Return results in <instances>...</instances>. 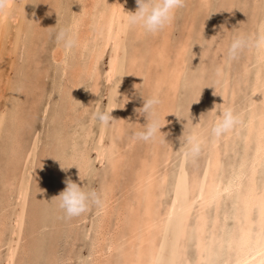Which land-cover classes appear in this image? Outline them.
Masks as SVG:
<instances>
[{
  "label": "rangeland",
  "instance_id": "obj_1",
  "mask_svg": "<svg viewBox=\"0 0 264 264\" xmlns=\"http://www.w3.org/2000/svg\"><path fill=\"white\" fill-rule=\"evenodd\" d=\"M66 1L40 0L30 5L24 4L25 0H14V8L7 20L0 67H8L14 62L15 70L10 73L0 99V264H67V261L72 264H151L150 260L153 259L156 260L152 264H231L246 250L244 239L249 238V247L262 244L264 151L258 155L260 159L256 157V161L253 157L257 135L249 137L252 131L258 133L256 130L263 118V96L260 91L264 94V87L255 80L262 65L253 62L255 58L251 51L245 52L237 61L226 63L223 49L237 29L255 33L258 24L264 20V5L259 0H188L185 8L177 12L171 26L165 28L169 36L167 44L172 52L170 62H174L176 48L182 43L187 44L182 51L180 79L169 90L165 84L160 87L153 84V79L162 70L156 66L150 73L147 72L148 60H145L148 59L149 43L160 41L165 29L156 36L145 35L141 30L128 26L119 42L112 80H107L106 72L114 54L115 41L108 45L97 62L98 82L87 77L75 84L70 69L76 66L74 63L77 64V60L82 68L85 67V59H88L92 46L96 42L99 45L101 40L95 42L90 37V43L84 47L86 50H77L78 56L72 54L67 60L71 65L64 73L62 64L53 62L51 54L56 44L49 33L54 26L67 24L66 15L61 9ZM39 18L44 25L36 36L30 25ZM23 26L29 27L28 36L21 33ZM139 31L141 36L137 34ZM219 33H223V36L213 45V36ZM132 53L137 56L136 66L129 61ZM73 89L78 91L74 92ZM139 94L142 97L158 95V114L161 122L165 123L161 131L165 133L166 142L157 140L145 143L133 139L131 130L145 122L144 116L136 112L143 105V98ZM225 105L233 107L240 114L241 123L219 139L206 138L200 156L195 160L185 159L179 138L182 139L181 135L191 126L189 112L194 124L199 122L200 116L206 124L208 111L214 106L222 108ZM97 107L115 108L111 112L115 120L107 126L93 122L91 113ZM255 107L260 114L254 113ZM252 115H255V120ZM211 145L214 146L211 148ZM116 150L122 155H117ZM214 152L218 154V159L213 156L216 155ZM250 156L251 159H247ZM150 159L156 165L148 161ZM244 160L250 163L246 164ZM141 161L144 165H141ZM210 161L212 165L215 163V172L209 165ZM150 162L158 165L155 168L159 170L154 168L156 174L151 173L152 179L138 185V175H146V171L150 173ZM145 165L149 168L146 169ZM66 166H69L67 170L62 169ZM79 174L88 176V183L104 193L105 203L102 208H93L81 216L67 218L53 197L64 189L67 177L78 184L83 183ZM206 174L217 183L213 184L214 179L207 178ZM246 174H249L248 178ZM249 178L253 180L251 185ZM209 179L212 184L206 182ZM245 179L251 189H247ZM230 184L234 189L230 188ZM245 185L247 188L243 187ZM140 186L147 192H143ZM209 186L212 188L208 189L209 197L205 201L195 198L196 204L193 202L195 205L192 204L187 212L183 208L186 200L193 192L198 189L205 191ZM148 187L153 204L150 217L147 215L149 219L144 210ZM192 187H196V190L193 191ZM256 189L263 193L255 192ZM250 190L258 203L254 201L256 205L251 202L245 207L243 205H247V202L244 201L251 196ZM134 202L135 207L132 205ZM170 207L172 212L168 214ZM243 207H250L249 212ZM116 217L120 220L123 218V221L116 220ZM127 231L129 234H126ZM153 239H158L157 244L151 245V241L155 242ZM143 240L141 246L140 241ZM151 251L157 252L155 258L156 252H153V256ZM10 252L13 253L12 261L8 258ZM260 256L256 262L252 258L251 264H264V250Z\"/></svg>",
  "mask_w": 264,
  "mask_h": 264
},
{
  "label": "bare ground",
  "instance_id": "obj_2",
  "mask_svg": "<svg viewBox=\"0 0 264 264\" xmlns=\"http://www.w3.org/2000/svg\"><path fill=\"white\" fill-rule=\"evenodd\" d=\"M210 1V0H209ZM63 2V1H62ZM56 3V2H55ZM65 3V2H64ZM30 4V3H29ZM41 4H42V1H41ZM31 5V4H30ZM29 6V5H28ZM59 5H57V7H58ZM62 6V5H61ZM56 7V6H55ZM121 7L125 10V11H129V12H132V11H134L135 9H136V3H135V0H67L66 1V3L64 4V6H63V8L61 7V9H62V11L64 12V14L66 15V22H67V24L68 23H72L73 21H80V25H79V35H80V40H81V47L79 48L80 49V51H81V48H84V47H86L90 42H88L89 41V38L90 37H92L93 39H94V41L96 42V40H98V39H100L101 40V43L98 45V43L99 42H96L95 43V45H93L92 46V44L90 45V46H92V48H91V50H90V52H89V57H88V59H85V60H87V65L85 66V67H81L80 66V63H79V61L77 60V64H75L74 63V65H76L75 67L74 66H72L73 68H71L70 70H71V73H72V79L75 81V84L77 83V81H82V79H87V77L88 78H93L94 79V82L96 83V82H98L97 81V79H98V72L96 71V65L98 64L97 62H98V60H99V58L103 55V53L104 52H106L105 50H107L106 48L108 47V45L110 44V43H112V42H114V54H113V56H112V59H111V63H110V66H109V68H108V70H107V80L108 81H111L112 80V78H113V75H114V72H115V67H116V62H115V58H116V53H117V51H118V49H119V42L121 41V39L123 38V36H124V34H125V30H126V27L128 26L127 25V22H126V18H125V13L124 12H122L121 11ZM28 9V8H27ZM56 10V9H55ZM57 14L58 12H54V14ZM61 13V12H60ZM29 15V14H28ZM9 16H10V14L6 17V18H3V19H0V61L2 60V46H3V39H4V35H5V33H6V31H7V20H8V18H9ZM51 16V15H50ZM54 15H53V13H52V17H53ZM60 16V15H59ZM63 16V15H62ZM61 17V16H60ZM49 19V18H48ZM65 19V18H64ZM50 20V19H49ZM48 20V21H49ZM263 20V19H262ZM63 21V20H62ZM33 24H32V26L30 25V28H31V30H32V33L34 34V35H36L37 36V34L40 32V30H41V27L44 25V22H42V20H41V18H39V19H34L33 21ZM65 22V23H66ZM25 23V22H24ZM49 23V22H48ZM260 24V23H259ZM29 25V24H28ZM49 25V24H48ZM171 26V25H170ZM22 27V26H21ZM48 27V26H47ZM29 29V27L28 26H23V28H22V30H21V33L23 34V36H28L29 34H28V32H27V30ZM132 29V28H131ZM130 30V29H129ZM167 30H169V29H167ZM170 31H171V28H170ZM169 31V32H170ZM141 31H139L137 34H138V36H141V35H139V34H142V33H140ZM167 31H166V29H165V33H162V36L160 37L161 38V40L159 41V40H155V41H152V42H150L149 44L150 45H148V47L147 48H149L148 49V59L146 58L145 60L147 61L148 60V65H147V68H148V70H147V72L149 71V73H150V71L151 70H153V68L154 67H156V66H160V69L162 70V73H161V71H160V73H158V75L153 79V84H155L156 85V87H160V86H162L163 84H165L166 85V87H168V89L170 90V89H173V87H175L176 86V84L178 83V81H179V79H180V76H181V72H182V63H183V55H184V52L182 53V51L186 48V43H182L180 46H178L177 48H176V50H175V58H174V62H170L171 60H172V55H171V50H170V47L168 46V44L167 43H169V42H167L168 41V37H167V33H166ZM168 32V33H169ZM27 33V34H26ZM170 34V33H169ZM168 34V35H169ZM156 36H157V34H156ZM156 36H154V39H157L156 38ZM131 37V36H130ZM133 37V36H132ZM135 37V36H134ZM137 38V37H136ZM132 39V38H131ZM88 43V44H87ZM97 44V45H96ZM21 45H25V43L24 42H22L21 43ZM79 49H77V50H79ZM85 49V48H84ZM77 50H75L74 51V53L73 54H76L77 53ZM83 50V49H82ZM86 50V49H85ZM85 50H84V52H85ZM136 51V49H134V52ZM138 51V50H137ZM81 52H83V51H81ZM145 52V51H144ZM7 54H10V53H8L7 52ZM85 54H86V52H85ZM144 54V53H143ZM252 54H254L253 52H252ZM52 60H53V62L54 63H56L57 65H58V63H61L62 64V71H63V73L65 72V70H66V68H68V66H69V64L71 65V63H68V61L65 63V61H64V53H63V50L62 49H60V48H58V46L57 45H55L54 46V48H53V50H52ZM77 56H78V54H76ZM87 55V54H86ZM138 55V54H137ZM140 55H142L141 54V52H140ZM140 55H139V58H140ZM88 56V55H87ZM86 56V57H87ZM81 57V56H80ZM252 57H253V55H252ZM71 58V57H70ZM73 59H74V55H73V57H72ZM75 58H76V56H75ZM130 63H131V65H134L135 64V66H136V61H138L137 60V56L135 55V53H132L131 55H130ZM145 58V57H144ZM177 58V59H176ZM254 58H255V61H253V62H257V60H256V56H255V54H254ZM78 59V58H77ZM101 59V58H100ZM70 60V59H69ZM141 60V59H140ZM128 61V62H129ZM13 62V61H12ZM80 62H83V61H80ZM139 62H141V61H139ZM73 63V62H72ZM171 63V64H170ZM258 63V62H257ZM141 63H139V65H140ZM130 65V66H131ZM143 65V64H142ZM245 65H247V64H245ZM259 65V64H258ZM262 65V64H261ZM14 66H15V64H14V62L13 63H11L8 67H0V99L3 97V95H4V92H5V89H6V85L8 84L7 83V81H8V78H9V75H10V73H13V71L15 70L14 69ZM129 66V65H128ZM145 66V65H144ZM245 67H247V66H245ZM244 67V68H245ZM258 67H261L260 65L258 66ZM133 68V67H132ZM135 68V67H134ZM140 68V67H139ZM14 69V70H13ZM61 69V68H60ZM13 70V71H12ZM59 70V69H58ZM133 70V69H132ZM69 70H67V72H68ZM85 72V73H84ZM263 72V73H262ZM69 73H70V71H69ZM68 73V74H69ZM84 73V74H83ZM164 76H163V75ZM257 75H256V82L257 83H259L260 85H261V87H262V85H263V87H264V65H262V67L259 69L258 68V71H257V73H256ZM70 76V75H69ZM163 76V77H162ZM65 79H66V77H64ZM100 79V78H99ZM58 80V79H57ZM64 80V79H63ZM59 81V80H58ZM65 81V80H64ZM61 82H62V80H61ZM68 82V81H67ZM152 82V81H151ZM57 83V82H56ZM73 83V82H72ZM63 84V83H62ZM151 84V83H150ZM153 84H151V85H153ZM68 85V84H67ZM59 86V85H58ZM66 86V84L65 85H63V87H65ZM71 86V85H70ZM98 86V85H97ZM254 86V85H253ZM56 87V86H55ZM72 87V86H71ZM70 87V88H71ZM94 87V86H93ZM151 87V86H150ZM61 88V87H60ZM74 88V87H73ZM77 88V87H76ZM91 88V87H90ZM95 88H97V87H95ZM62 89H64V88H62ZM68 89V88H67ZM94 89V88H93ZM226 89V88H225ZM72 89H70V91H71ZM75 90H77V89H73V91L74 92H76ZM255 90V89H254ZM257 90V89H256ZM255 90V91H256ZM259 90V89H258ZM61 91V90H60ZM64 91H65V89H64ZM63 90H62V92H64ZM69 91V92H70ZM72 91V92H73ZM78 91V90H77ZM93 91V90H92ZM91 91V92H92ZM95 91V90H94ZM93 91V92H94ZM225 91V90H224ZM260 91V90H259ZM258 92V91H257ZM261 92V96H263V101H262V103H263V108L262 107H260V108H262L263 110H262V112L261 113H263V118L261 119V121H260V123H259V126L257 127V126H252L253 128H255V127H257V134H256V132H251V134L249 135V137H251V136H256L257 135V144L255 145L256 146V149H255V147H254V149H255V157H253V158H255V160H256V157L262 152V151H264V94L262 93L263 91H260ZM95 93V92H94ZM94 93H93V95H94ZM72 94V93H71ZM263 94V95H262ZM70 96V95H69ZM68 95H67V97H69ZM72 96V95H71ZM168 96V95H167ZM20 97V96H19ZM21 98V97H20ZM64 98V97H63ZM71 98V97H70ZM19 100V99H18ZM253 100H255V99H253ZM17 101V100H16ZM256 101L258 102V100L256 99ZM63 102V101H62ZM17 104V103H16ZM20 105V104H19ZM87 105V104H86ZM254 105V104H253ZM18 106V105H17ZM69 106V105H68ZM168 106H170V105H168ZM252 106V105H251ZM167 107V106H166ZM256 107H257V105H256ZM255 107V108H256ZM164 108V107H163ZM255 108H254V113L255 112H257V113H255L256 115L257 114H260V113H258V108H256L257 109V111H255ZM74 109V108H73ZM253 109V108H252ZM161 113V112H160ZM251 113H252V110H251ZM161 115H163V114H161ZM253 116V119H254V117H255V115H252ZM248 118H249V116H248ZM3 119H4V117H3ZM247 120H249V119H247ZM255 120V119H254ZM254 122V121H253ZM120 123V122H119ZM250 124H251V121L249 122ZM249 123H247V124H249ZM122 124V123H121ZM254 125H257L256 123H254ZM249 126V125H248ZM118 128V127H117ZM249 130V129H248ZM247 130V131H248ZM250 130H251V128H250ZM118 132V131H117ZM101 133V132H100ZM252 133H254V135L252 134ZM90 134V133H89ZM89 134H87V135H89ZM68 136V135H67ZM246 136H248V134L246 135ZM101 138H103V137H101ZM247 138V137H246ZM252 138V137H251ZM256 138V137H255ZM250 139V138H249ZM249 139H247V141L249 140ZM100 140V139H99ZM253 141H255V140H253ZM214 142H215V140H214ZM213 142V143H214ZM112 143V142H111ZM110 143V144H111ZM115 143V142H114ZM113 144H111V146H112ZM115 145V144H114ZM214 146V145H213ZM212 145H211V148L213 147ZM217 146V145H216ZM253 146H254V144H253ZM114 147V146H113ZM210 148V149H211ZM109 149V148H108ZM107 149V150H108ZM111 149V148H110ZM113 149V148H112ZM213 151H215L214 149H212ZM113 151V150H112ZM112 151H110V152H112ZM117 151V150H116ZM253 151V150H252ZM120 152V151H119ZM210 152H212L211 150H210ZM115 153H117V155L118 154H121V153H118V151L117 152H115ZM115 153H113L114 154V156L116 155ZM155 153V152H154ZM213 153V152H212ZM78 154V153H77ZM108 154L110 155V153L108 152ZM214 154H216L215 152H214ZM262 154H264V153H262ZM262 154H260V155H262ZM117 155L115 156V157H117ZM122 155V154H121ZM217 155L218 154H216V155H213V156H215V157H217ZM253 155V154H252ZM102 156V155H101ZM154 156H156V155H154ZM219 157V156H218ZM218 157L217 158H215V159H218ZM262 157V156H261ZM86 158H87V156H86ZM156 158V157H155ZM154 158V159H155ZM253 158H252V160H253ZM257 158H259V156L257 157ZM263 158V157H262ZM153 159V158H152ZM247 159H251V156L249 157V158H247ZM260 159V158H259ZM258 159V160H259ZM120 160V159H119ZM252 160H251V162H252ZM144 162L146 161L147 162V160L146 159H144L143 160ZM148 161H151V159L150 160H148ZM156 161V160H155ZM254 161V160H253ZM257 161V160H256ZM80 162H81V160H80ZM83 162V161H82ZM81 162V163H82ZM117 162V161H116ZM120 162V161H119ZM142 162V161H141ZM144 162H142V164L141 165H144ZM152 162V161H151ZM150 162V163H151ZM154 162V161H153ZM152 162V163H153ZM158 162V161H157ZM218 162V161H217ZM244 162H245V160H244ZM248 162V161H247ZM259 162V161H258ZM86 163V162H85ZM148 163V162H147ZM149 163V164H150ZM151 163V164H152ZM159 163V162H158ZM246 163V162H245ZM250 162H248V163H246V164H249ZM256 163V162H255ZM146 164V163H145ZM153 164H155L156 165V162H154ZM152 164V167H151V165H150V167H151V171H150V173L149 174H147L148 172L146 171V175L144 174V173H141V174H139L138 175V177H137V184L138 185H140V184H142L144 181H146V180H149V179H152L151 177H152V174L155 172L154 170H156V168H157V166H155V165H153ZM215 163H213V165H214ZM244 164V163H243ZM84 165V164H83ZM209 165H212V162L210 161V164ZM212 165V166H213ZM118 166H119V163H118ZM145 166H147V168L146 169H148L149 168V166L148 165H145ZM144 166V167H145ZM211 166V168L213 169V171L215 172V167L213 168ZM242 166V165H241ZM257 166H258V163H257ZM156 167V168H155ZM254 167V166H253ZM253 167H252V169H253ZM155 168V169H154ZM218 168V167H217ZM248 168H249V166H248ZM41 169V168H40ZM39 169V170H40ZM154 169V170H153ZM209 169H210V167H209ZM246 169V168H245ZM250 169V168H249ZM159 170V169H158ZM158 170H156V171H158ZM211 170V169H210ZM254 170H256V169H254ZM206 171H208V168H207V170ZM213 171H211L212 172V175H213ZM251 171V170H250ZM249 171V172H250ZM153 172V173H152ZM211 172L209 173V172H207V174L209 173V175L211 174ZM246 172V171H245ZM248 172V171H247ZM116 173V172H115ZM137 173V172H136ZM152 173V174H151ZM154 174H156V173H154ZM207 174H206V177H207ZM239 173H237V175H238ZM243 174V173H242ZM236 175V176H237ZM247 175V178H248V175L249 174H246ZM42 176V175H41ZM163 176V175H162ZM162 176H160V177H162ZM210 176H208L207 178H209ZM214 177V176H213ZM246 177V176H245ZM252 177V176H251ZM254 177H255V175H254ZM157 178L159 179V176L157 175ZM156 178V179H157ZM210 178H212V176L210 177ZM216 178V177H215ZM234 177H232V179H233ZM243 178V177H242ZM164 179V177L162 178V180ZM212 179H214V178H212ZM216 179H218V178H216ZM231 179V178H230ZM253 179V178H252ZM155 180V179H154ZM161 180V179H160ZM202 180H204V179H202ZM240 180H242L241 178H240ZM248 180V179H247ZM249 180L250 181H248V183L251 185L252 183H250V182H252L251 181V179L249 178ZM156 181V180H155ZM208 181V183H213V182H211L210 181V179L209 180H206V182ZM214 182H215V179L213 180ZM236 181V180H235ZM133 182H134V180H133ZM157 182V181H156ZM232 182V181H231ZM242 182V181H241ZM240 182V183H241ZM244 182H246V179L244 180ZM198 183H199V180H198ZM208 183H204L203 182V184H207V186H208ZM217 182H215V183H213V184H216ZM228 183V182H227ZM134 184V183H133ZM232 184V183H231ZM231 184H230V186H231ZM246 184H247V182H246ZM11 185V184H10ZM147 185V184H146ZM199 185V184H198ZM197 185V186H198ZM202 185V184H201ZM217 185H219V183L217 184ZM224 185V184H223ZM248 185V184H247ZM247 185H245V186H243L244 188L246 187L247 188ZM250 185H248V188L247 189H251V186ZM257 185V184H256ZM220 186V185H219ZM233 186V185H232ZM230 187L231 189L233 188V187ZM241 186V185H240ZM240 186H239V188L238 189H240ZM254 188H256L255 186H254V184L252 185ZM156 187V186H155ZM213 187V186H212ZM221 187V186H220ZM220 187H219V189H220ZM228 187V186H227ZM242 187V186H241ZM140 188H144V187H141L140 186ZM192 188H194V187H192ZM196 188V187H195ZM194 188V190L193 191H195L196 189ZM198 188V187H197ZM203 188V187H202ZM211 187L209 186L205 191H202V190H204V189H198V191H195V193L193 192L192 193V195H191V197L190 198H188V200H186V202L187 203H185L184 205H183V208L187 211V212H189L190 210H191V208H192V204H194L195 203V198H200V199H204V201L206 200V198L207 197H209L208 195H207V193H209L210 191L208 190V189H210ZM217 188V187H216ZM243 188V189H244ZM8 189V188H7ZM12 189V188H11ZM145 189V188H144ZM144 189H143V192H147V190H145L144 191ZM212 189V188H211ZM213 189H215V187H213ZM222 189H223V187H222ZM234 189V188H233ZM253 189V188H252ZM148 190H149V192L147 193V195H148V197L146 196V198L144 199L145 201H146V203L144 204V210H145V213H146V217L148 218V216L147 215H149V217H150V214H151V211H152V200H151V194H150V189H149V187H148ZM155 190V189H154ZM218 190V189H217ZM217 190H214V193L215 192H217ZM241 190V189H240ZM253 190H255V189H253ZM262 190V189H261ZM14 191V190H13ZM153 191V190H152ZM151 191V192H152ZM162 191V190H161ZM160 191V192H161ZM219 191V190H218ZM220 191H222V190H220ZM219 191V192H220ZM229 191H230V189H229ZM244 191H245V193L247 194V192H246V190L244 189ZM258 190L256 189V191L255 192H257ZM157 192H158V190H157ZM249 192V191H248ZM252 191L250 190V192H249V194H251V196L250 197H248L247 198V200L246 201H244V202H247V205H243V206H249L250 205V203L251 202H254L255 201V196L251 193ZM262 192V191H261ZM261 192H259L258 191V193L260 194ZM264 192V191H263ZM262 192V193H263ZM107 193V192H106ZM244 193V192H243ZM244 193V194H245ZM109 194V193H108ZM142 194V193H141ZM140 194V195H141ZM146 194V193H145ZM217 194H218V192H217ZM220 194V193H219ZM244 194H242L243 195V199H244ZM245 194V195H246ZM255 194V193H254ZM259 194H257V195H259ZM106 195V194H105ZM144 195V194H143ZM155 195V194H154ZM193 195H195V197L193 196ZM256 195V194H255ZM263 195V194H262ZM107 196V195H106ZM105 197V196H104ZM109 196H107V198H108ZM137 197H138V195H137ZM246 197L247 196H245V199H246ZM260 197V196H259ZM264 197V196H263ZM156 198V197H155ZM261 198V197H260ZM111 199V198H110ZM141 198H139V200H140ZM107 200V199H106ZM128 200H129V198H128ZM127 200V201H128ZM138 200V201H139ZM257 200V199H256ZM260 200V199H259ZM259 200H257V201H259ZM109 201V200H108ZM125 201V200H124ZM241 201H242V199H241ZM263 201V200H262ZM129 202H130V200H129ZM128 202V203H129ZM194 202V203H193ZM200 202H202V201H200ZM209 202V201H208ZM244 202H241L242 204L244 203ZM256 202V201H255ZM255 202H254V205H256L258 202H256V204H255ZM104 203H105V201H104ZM143 203V202H142ZM199 202H197V204H198ZM205 203V202H204ZM264 203V202H263ZM196 204V203H195ZM194 204V205H195ZM245 204V203H244ZM110 205H112V204H110ZM134 207H135V205H136V203L134 202V204H132ZM253 205V204H252ZM254 205L252 206V208L254 207ZM127 206V205H126ZM200 206V205H199ZM258 206V205H257ZM261 206V205H260ZM263 206V205H262ZM124 207V206H123ZM240 207V206H239ZM245 207H243L244 209H246V211L250 208V207H248V209L247 208H245ZM264 208V207H263ZM127 209V208H126ZM262 209V208H261ZM259 210H260V207H259ZM106 211H107V209H106ZM108 211H109V209H108ZM134 211V210H133ZM245 211V210H244ZM131 212V211H130ZM154 212V211H153ZM171 212H172V208L170 207L169 208V212H168V214L170 213L171 214ZM247 212H249V211H247ZM122 213V212H121ZM124 213V212H123ZM106 214V213H105ZM120 214V212L119 213H117V216ZM132 214H134V213H132ZM142 215H143V213H141ZM140 214V215H141ZM161 214V213H160ZM163 214V213H162ZM246 214V213H245ZM107 215V214H106ZM122 215V214H121ZM108 216V215H107ZM127 216H129L128 214H127ZM199 216V215H198ZM132 217V216H131ZM261 217V216H260ZM122 218V217H121ZM130 218V217H129ZM141 218H143V216L141 217ZM200 218V217H199ZM117 219H119V218H117L116 217V220ZM149 219V218H148ZM120 220V219H119ZM131 220V219H130ZM129 219H128V221H130ZM133 220V219H132ZM142 220V219H141ZM202 220V219H201ZM260 220H262L261 218H260ZM103 221V220H102ZM104 221H105V218H104ZM120 221H123V218H122V220H120ZM134 221V220H133ZM144 222H145V220H143ZM142 222V221H141ZM140 222V223H141ZM149 222V221H148ZM202 222V221H201ZM200 222V223H201ZM150 223V222H149ZM262 223V222H261ZM117 224V223H116ZM103 225V224H102ZM133 225H135L134 223H133ZM137 225V224H136ZM143 225V224H142ZM149 226V224H147L146 223V226ZM101 226V225H100ZM132 226V225H131ZM189 226V225H188ZM104 227V226H103ZM126 227V226H125ZM142 227V226H141ZM143 227H144V225H143ZM197 227H199V226H197ZM117 228V227H116ZM130 228V227H129ZM147 228H151V229H153V227H147ZM203 227L201 226V229H202ZM243 229H245L244 227H242ZM136 229V228H135ZM145 229V228H144ZM200 229V228H199ZM103 230V229H102ZM138 230V229H137ZM143 230V229H142ZM203 230H204V228H203ZM155 231V230H154ZM199 231V230H198ZM242 232H243V230H242ZM136 233H137V231H136ZM153 233V232H152ZM199 233V232H198ZM249 233V232H248ZM256 233V232H255ZM100 234V233H99ZM102 234H104V233H102ZM126 234H129V232L127 231V233ZM133 234H135V232L133 233ZM132 235V234H131ZM142 235V234H141ZM156 235V234H155ZM102 236V235H101ZM133 236V235H132ZM135 236V235H134ZM140 236V234L137 236V238ZM158 236V235H157ZM247 236V235H246ZM156 236H154V238H155ZM259 237V236H258ZM103 238V237H102ZM107 238V237H106ZM128 238V237H127ZM134 238H136V237H134ZM136 238V239H137ZM160 238V237H159ZM158 238V239H159ZM243 238V237H242ZM257 238V237H256ZM261 238V237H260ZM260 238H259V240H260ZM124 239V238H123ZM136 239H134V240H136ZM143 239V238H142ZM156 239V238H155ZM157 239V240H158ZM248 239L249 238H247V239H244L243 241V243H244V245H245V248H246V250L244 251V253H242V255L238 258V259H236L235 261H234V263L233 264H245V263H247V262H249V260L251 261V259L253 258V259H256L255 261H253V262H256V261H259V256H260V254H261V252L264 250V240L262 241V240H260L261 242H263L262 244H258V245H255V246H252V247H249V245H248ZM254 239V238H253ZM133 240V241H134ZM152 240V239H151ZM154 240V239H153ZM157 240H154L155 242H152L151 241V245L152 244H157L156 243V241ZM240 240H242V239H240ZM258 240V241H259ZM130 241V240H129ZM131 241H132V239H131ZM147 240L145 239V242H146ZM256 241V240H255ZM111 242V241H110ZM205 242V241H204ZM135 243H137V242H135ZM242 243V242H241ZM260 243V242H259ZM129 243H127L126 245H128ZM140 244H141V246L144 244V240L143 241H140ZM146 244V243H145ZM116 245V244H115ZM151 245H150V248H151ZM240 245V244H239ZM156 246V245H155ZM155 246H154V248H155ZM197 247H199V246H197ZM243 247V246H242ZM102 248V247H101ZM144 248V247H143ZM145 248H147V246L145 247ZM153 248V247H152ZM158 248V247H157ZM156 248V249H157ZM244 249V248H243ZM99 250V249H98ZM97 250V251H98ZM151 250V249H150ZM153 250V249H152ZM96 251V250H95ZM157 251V250H156ZM156 251H153V252H156ZM101 252V251H100ZM104 252V251H103ZM102 252V253H103ZM145 252V251H144ZM149 252V251H148ZM152 252V251H151ZM153 252H152V255H153ZM239 252V251H238ZM97 253V252H96ZM146 254V253H145ZM155 254H157V252L156 253H154V255ZM96 255V254H95ZM94 255V256H95ZM102 255V254H101ZM153 255V256H154ZM178 255V254H177ZM181 255V254H180ZM239 255V254H238ZM136 256V255H135ZM146 256V255H145ZM153 256H152V258H153ZM100 257V256H99ZM156 257V255L154 256V258ZM179 257V256H178ZM261 257V256H260ZM9 259H10V261H12V258H13V253L12 252H10V255H9V257H8ZM123 258H125V257H123ZM97 259H98V257H97ZM134 259V258H133ZM252 259V260H253ZM145 260V259H144ZM153 260H156V259H153ZM153 260H150V262H151V264H152V261ZM99 261H100V259H99ZM231 261H233V260H231ZM95 262H96V260H95ZM143 262H145V261H143ZM154 262V261H153ZM201 263V262H200ZM231 263V264H232ZM252 263V261L250 262V264ZM133 264H135V263H133ZM146 264H148V263H146ZM229 264H230V262H229Z\"/></svg>",
  "mask_w": 264,
  "mask_h": 264
},
{
  "label": "clouds",
  "instance_id": "obj_3",
  "mask_svg": "<svg viewBox=\"0 0 264 264\" xmlns=\"http://www.w3.org/2000/svg\"><path fill=\"white\" fill-rule=\"evenodd\" d=\"M38 2L40 0H35V2L25 0L24 4H36ZM187 2L188 0H135L137 6L135 11H125L122 7L121 11L125 13L129 28L139 29L145 35H154L168 27L175 19L177 12L185 8ZM259 3L264 5V0H259ZM13 8L14 0H0V19L6 18ZM79 25L80 21H73L50 29V38L54 40L58 48L63 50L65 63L74 51L81 47ZM222 36L223 33L213 36V45ZM249 51L254 52L259 64L264 65V20L258 24L255 33L250 34L243 29H237L231 35L223 49L225 62L237 61L245 52ZM142 98L143 105L136 109V112L138 115L144 116L145 122L141 127L131 130L133 139L145 143L157 140L166 142L165 133L161 131L165 123L161 122L158 114L160 103L158 95L153 94ZM127 99L128 97L125 100ZM113 109L115 108L97 107L91 113V120L107 126L115 120L111 115ZM208 112L209 118L206 124L201 120V116L199 122L194 124L189 112L191 126L181 135L182 139L179 138L180 144L183 145L182 151L185 159L195 160L198 158L204 148L206 138L219 139L231 133L241 123L240 114L231 106L225 105L222 108L214 106ZM68 167H62V169L67 170ZM79 179L83 183L78 184L67 177L64 180V189L53 197L58 208L67 218L81 216L93 208H102L104 204V193L88 183V176L79 174ZM67 264H72V262L67 261Z\"/></svg>",
  "mask_w": 264,
  "mask_h": 264
}]
</instances>
